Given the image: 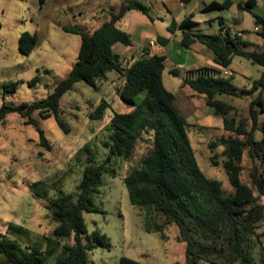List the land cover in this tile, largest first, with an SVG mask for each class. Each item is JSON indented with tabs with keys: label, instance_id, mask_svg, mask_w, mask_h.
Here are the masks:
<instances>
[{
	"label": "trees",
	"instance_id": "1",
	"mask_svg": "<svg viewBox=\"0 0 264 264\" xmlns=\"http://www.w3.org/2000/svg\"><path fill=\"white\" fill-rule=\"evenodd\" d=\"M227 4L212 2L206 9ZM253 5L247 0L238 7L250 10ZM129 10L148 15V8L140 1L120 0L118 8L109 11L107 20L91 31L63 26L65 31L80 36L77 59L67 76L40 100L0 106V123L9 113H17L25 124L36 127L40 144L47 149L51 144L33 114L57 118L61 96L76 81L97 89L108 72H115L121 80L115 88L116 95L129 107L125 112L113 110L103 141L107 154L99 163L88 155L76 192L57 190L53 197L46 195L50 204L48 217L54 223L52 231L32 239L23 226L9 224L15 234L13 237L0 234V264H88L93 249L108 247L110 243L104 233L97 229L88 233L83 213L97 211L93 196L102 185L103 174L116 175L113 157L131 159L145 131L151 135V147L122 181L132 205L146 215L160 217V222L147 230L156 231L165 239V229L175 224L177 239L185 243L184 264H264L261 241L264 233L257 231L264 223V46L246 50L238 43L239 36L231 37L228 30L226 35L191 34L184 31L196 24L190 17L178 25L173 22L168 26L170 33L176 27L184 31L180 44L186 49L194 42L204 44L213 52L218 67L186 70L181 86L170 91L162 80L163 54L146 50L124 62L114 50L116 44H133L130 34L118 25ZM254 18L259 26L256 33L264 38V17L254 14ZM155 41L164 46L168 38L158 36ZM36 42L35 34L23 32L18 39L20 53L28 55ZM235 56L262 67L248 89L233 83V72L223 74ZM172 74L178 75L175 70ZM36 80L34 77L30 83ZM184 87H189L194 96H203L204 104L222 119L224 134L211 139L207 146L211 152L209 163L222 167L232 187L227 194L220 180L207 177L199 168L188 136V119L197 107L193 95ZM4 89L13 92L16 83L10 82ZM139 94L143 97L138 100ZM226 96L248 97V117L237 118V107L226 101ZM108 107L111 105L102 100L89 117L101 118ZM58 123L62 126L59 119ZM82 151H88L87 144L78 153ZM119 264L141 263L122 256Z\"/></svg>",
	"mask_w": 264,
	"mask_h": 264
},
{
	"label": "rangeland",
	"instance_id": "2",
	"mask_svg": "<svg viewBox=\"0 0 264 264\" xmlns=\"http://www.w3.org/2000/svg\"><path fill=\"white\" fill-rule=\"evenodd\" d=\"M119 0H0V106L31 103L51 93L56 84L69 73L77 59L80 45L79 34L65 31L63 26L91 31L108 18L110 10L118 8ZM23 32L36 35L35 47L28 55L18 49V39ZM168 54L173 46L167 47ZM168 65V62L167 64ZM233 83L248 89L257 79L262 67L243 57L233 62ZM178 68L175 82L184 75ZM166 76V73H165ZM37 77L36 82L30 83ZM16 83L15 91L4 86ZM121 82L115 72H108L97 89L83 81H76L59 101V112L41 118L33 116L51 144L47 149L40 144L39 133L33 124H25L17 113H9L0 123V234L13 237L9 224L23 226L30 238L52 231L54 223L49 219V197L57 190L76 192L88 155L95 163L107 154L103 141L107 136L113 110L125 112L127 104L115 92ZM165 86L168 88V84ZM143 97L139 94L138 100ZM236 107L235 116L248 117L249 98L224 97ZM102 100L111 107L104 110L101 118L92 119L89 113ZM196 112L189 117L188 136L195 151L201 171L210 178L221 181L225 194L232 191L228 178L220 165L209 163L211 152L208 142L221 134L222 119L213 114L201 97L193 98ZM62 122V126L58 123ZM151 135L143 133L129 160L114 156L116 175L103 174L102 185L93 196L96 212L83 213L88 233L97 229L104 233L110 245L96 247L90 252L88 264H119L126 256L141 264H184L185 243L177 239L175 224L165 229L166 238L156 231H148L160 222V217L146 215L132 205L123 184V177L151 147ZM88 145V151L78 153ZM264 233V223L257 229ZM264 246V235L261 237Z\"/></svg>",
	"mask_w": 264,
	"mask_h": 264
},
{
	"label": "crops",
	"instance_id": "3",
	"mask_svg": "<svg viewBox=\"0 0 264 264\" xmlns=\"http://www.w3.org/2000/svg\"><path fill=\"white\" fill-rule=\"evenodd\" d=\"M137 1L148 8V15L138 10H129L125 13L118 25L130 34L133 44L132 46L116 44L114 50L127 62L139 57L146 50L163 54L165 60L162 80L164 86L166 83L168 84L169 87H165L170 91L177 90L182 82V76H180V81L175 82L173 80L172 70L177 71L178 74V68L186 71L203 67H218L214 62L213 52L204 44L194 42L189 49L180 44L184 31L191 34L226 35L228 30L232 35L231 37L235 36V32L241 31L242 34L237 38V41L244 49L259 50L264 46V38L254 31V27L257 26L255 25L254 14L264 17V0H250L254 3L250 10L238 7V4H243L247 0H191L189 3H182L180 0ZM212 2L228 4L223 8L206 9V6ZM186 17H190L196 24L184 31L177 27L173 29V33L168 31L170 24L175 22L178 25ZM158 36L168 38L164 46L156 43L155 40ZM169 45L173 46V52L170 54L167 52ZM236 57L238 56L233 58L230 67L226 69L234 72L232 65ZM167 62L168 65H166ZM184 89L193 95V98L195 96L201 97L204 103L203 96H194L189 87H184Z\"/></svg>",
	"mask_w": 264,
	"mask_h": 264
},
{
	"label": "built area",
	"instance_id": "4",
	"mask_svg": "<svg viewBox=\"0 0 264 264\" xmlns=\"http://www.w3.org/2000/svg\"><path fill=\"white\" fill-rule=\"evenodd\" d=\"M201 1H204V0H201ZM257 30H259V26H255L254 27V31H257ZM242 34V32L241 31H239V32H235V35H237V36H240ZM124 62H127V60L125 59V60H123ZM223 74L224 75H230V74H232V71H230V70H228V69H224L223 70Z\"/></svg>",
	"mask_w": 264,
	"mask_h": 264
}]
</instances>
